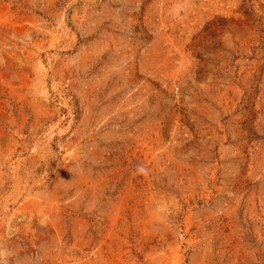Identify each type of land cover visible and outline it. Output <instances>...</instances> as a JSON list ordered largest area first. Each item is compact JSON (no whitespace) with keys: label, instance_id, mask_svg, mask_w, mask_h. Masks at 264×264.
Returning <instances> with one entry per match:
<instances>
[{"label":"rangeland","instance_id":"rangeland-1","mask_svg":"<svg viewBox=\"0 0 264 264\" xmlns=\"http://www.w3.org/2000/svg\"><path fill=\"white\" fill-rule=\"evenodd\" d=\"M0 264H264V0H0Z\"/></svg>","mask_w":264,"mask_h":264}]
</instances>
